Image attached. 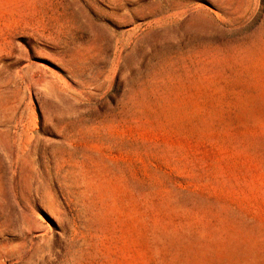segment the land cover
I'll use <instances>...</instances> for the list:
<instances>
[{"label": "rangeland", "instance_id": "obj_1", "mask_svg": "<svg viewBox=\"0 0 264 264\" xmlns=\"http://www.w3.org/2000/svg\"><path fill=\"white\" fill-rule=\"evenodd\" d=\"M0 264H264V0H0Z\"/></svg>", "mask_w": 264, "mask_h": 264}]
</instances>
